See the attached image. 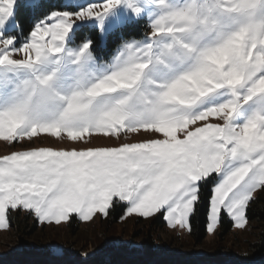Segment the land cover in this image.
<instances>
[{"label": "snow or ice", "instance_id": "1", "mask_svg": "<svg viewBox=\"0 0 264 264\" xmlns=\"http://www.w3.org/2000/svg\"><path fill=\"white\" fill-rule=\"evenodd\" d=\"M216 3L235 17L233 23L214 21L208 27L204 22L205 29L196 31L179 27L194 19L190 0H92L71 11L43 12L21 41L8 31L10 25L19 24L16 0H0V66L10 71L60 56L73 45L81 57L89 54L90 58L96 41L82 34L84 25L75 20H94L106 46L110 22L114 33L150 8L159 13L150 19L147 39L139 44L126 42L118 49L123 52L134 45L146 49L149 60L142 63L153 78L130 82L117 68L98 81L97 88L103 91L94 88L90 93L124 105L125 110L114 114V122L61 128L34 122L28 105L14 104L0 107V141H31L41 134L71 142L125 139L141 133L159 138L84 150L39 147L5 155L0 158V229L10 226L9 211L17 209L34 213L41 223L56 225L68 222L73 214L84 222L97 213L106 218L115 198L126 202L127 216L162 214L170 227L191 231L190 217L205 203L201 191L207 186H211L207 231L214 232L222 213L235 227L246 226L248 205L254 193L264 189V108L242 123L238 117L257 101L264 102V18H260L264 0ZM25 5L44 7L40 0H25ZM120 8L126 18L119 16ZM182 30L191 36L190 42L181 37ZM208 33L215 40L201 46ZM162 37L168 42L160 43ZM115 56L101 60L112 63ZM3 95L7 100L6 86ZM140 105H150L151 122H142L143 113L132 110ZM132 118L140 122L130 127ZM71 119L64 117L65 123Z\"/></svg>", "mask_w": 264, "mask_h": 264}, {"label": "rangeland", "instance_id": "2", "mask_svg": "<svg viewBox=\"0 0 264 264\" xmlns=\"http://www.w3.org/2000/svg\"><path fill=\"white\" fill-rule=\"evenodd\" d=\"M16 2L17 7L18 5H21L25 9H23V11H27L30 14H28L29 23L31 24L30 27L32 29L36 18L45 11H71L75 10L81 4L92 2V0H40V3L44 7L36 9L27 7L25 5V0H16ZM171 2L179 3L181 0H171ZM101 10L102 9H97V11ZM118 14L121 18H126L124 8H120ZM158 14V10L150 8L144 16L139 19H133L129 25L143 22L148 28L144 35L141 38L124 39L118 44L110 57L105 58L104 52H100L99 55H96L97 58L100 60H110L112 56L118 54V49L122 44L134 40L141 41L147 39L151 34L149 26L150 19ZM75 24L84 25L82 26L81 31H84L83 34L87 36L92 37V34L89 32L97 30L101 39V49L108 47V38L113 34L111 22L107 27L109 35L106 39V46L105 40L102 38L101 32L97 28L94 20H75ZM8 31L9 33L15 32L18 34L21 41L25 39V34L29 33L21 24H18L15 28L10 25ZM71 47L77 48L74 45ZM261 108H264V102L257 101L254 106L245 109L244 114L241 117H238V122L242 123L245 119L251 116L254 111ZM209 122L216 121L210 120ZM154 138H159V136L141 133L131 136L127 141L122 138L114 137H93L88 140V143H86L84 141L71 142L67 140V138L57 139L41 134L39 137H35L31 141H28L27 139L19 143L0 141V158L5 155H10L14 151L31 150L39 147H51L57 150H84L101 146H118L128 141L143 142ZM180 138H183V136L181 135ZM217 180H219V177H217ZM215 182L216 181L213 183ZM262 190H258L254 193L253 200L258 197ZM126 208V202H117L114 198V206L109 209V214L106 218L102 214L97 213L91 221L84 222L73 214L68 222H62L60 225H56L55 223H41L38 218L35 217L34 213L27 210H10V226L7 229H0V260H6L11 256L24 255V253L30 251L42 253L44 255L46 254L47 259L49 258V260L58 263L61 262V260H64L63 258L75 259V261L78 258L81 260H89L90 258L99 256L106 250L113 249V253H117L118 251L121 252L124 248L127 249L128 252L131 251V254H125V256L122 255V258H125L126 260L141 259L140 254L137 253L143 251V237L148 232L150 222L158 217H162L163 224L161 228L153 230V237L157 243L158 252L167 260L169 259V261L170 259H174V261L180 259L200 260L201 258L210 256L220 250L234 259L247 250L249 243L255 241V237L258 233L256 229L257 225L251 224L247 218V210V224L243 229L235 227L234 221L226 214L222 213L220 223L214 232L209 233L206 228V238L200 246H197L191 239V231L179 227H170L162 214H157L148 218H143L135 214L127 216ZM113 209L115 210L111 213V210ZM115 212H117L116 218L114 217ZM223 216H226L227 220L232 223L231 231L226 236H220V233L222 232L221 222ZM191 218L192 217H190V222ZM51 252L58 253L59 255H50L49 253Z\"/></svg>", "mask_w": 264, "mask_h": 264}, {"label": "clouds", "instance_id": "3", "mask_svg": "<svg viewBox=\"0 0 264 264\" xmlns=\"http://www.w3.org/2000/svg\"><path fill=\"white\" fill-rule=\"evenodd\" d=\"M189 7L193 10L191 14L194 19L189 25H179L182 29L187 26L202 31L206 24L210 27L214 21L219 25H231L235 19L224 11L222 5H217L216 0H190ZM209 9L212 10L211 13ZM222 30L225 33L229 31L228 28ZM179 34L183 39L191 41L187 31L182 30ZM213 40L215 36L208 33L201 46ZM159 42L167 43L168 38H159ZM177 51L181 50L178 48ZM148 60L147 50L137 45L118 52L112 58V63L98 59L94 52L90 53V58L89 54L81 57L79 48L70 46L62 55L34 63L30 68L10 71L0 66V107L28 105L31 109V120L53 126L59 124L61 128L96 127L98 122H114V114L125 110L124 105L115 103L114 98L90 93L94 88L97 93L103 91L97 88L98 81L109 77L117 68L123 72V78L129 79L130 82L152 79V73L145 71L146 63H142ZM101 65L106 67L102 68ZM5 86L8 89L7 100L3 95ZM152 99L159 102L157 97ZM149 108L150 105H140L132 110L143 113L142 122H151L154 115ZM67 116L72 117L70 123H65L64 117ZM138 122L140 121L134 118L128 120L130 127ZM130 137L125 136V140Z\"/></svg>", "mask_w": 264, "mask_h": 264}, {"label": "trees", "instance_id": "4", "mask_svg": "<svg viewBox=\"0 0 264 264\" xmlns=\"http://www.w3.org/2000/svg\"><path fill=\"white\" fill-rule=\"evenodd\" d=\"M23 9L24 7L18 5V21L19 24L27 29V32H30V14L27 11L24 12ZM147 29L148 28L143 22L128 25L126 28L109 36L108 47L105 49H101L99 32L93 30L89 33L92 34L93 39L96 41L95 54L99 55L100 52H104V57L107 58L113 54L118 44L124 39L141 38ZM81 32L82 34L84 33V31ZM210 190L211 186L202 189L201 195L205 203L199 206V211L192 216L190 222L191 239L197 246H200L206 238V228L208 223L206 202L210 195ZM115 209L111 210V213L114 212ZM114 214V217L116 218L117 212ZM247 218L251 224L257 225L256 229L258 233L255 237V241L249 243L247 250L234 259L220 250L210 256L201 258L200 260H167L158 252L157 243L153 237V230L161 228L163 224L162 217H158L150 222L148 232L143 237V251L137 253L140 254L141 259L126 260L125 258H122V255L125 256V254H131V251L128 252V250L124 248L121 252L118 251L117 253H113V249L106 250L99 256L90 258L89 260H81L78 258L75 261V259L63 258L64 260L57 263L49 260V258L47 259L46 254L44 255L42 253L28 251L24 253V255L11 256L6 260H0V264H264V189L258 197L250 203L247 209ZM221 224L222 232L220 233V236L228 235L231 231L232 223L227 220L226 216H223Z\"/></svg>", "mask_w": 264, "mask_h": 264}]
</instances>
